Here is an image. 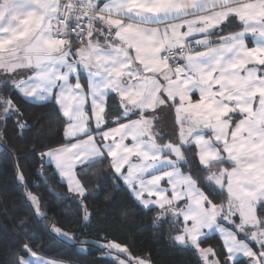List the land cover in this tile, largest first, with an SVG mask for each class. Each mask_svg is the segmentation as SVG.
Here are the masks:
<instances>
[{
  "label": "snow or ice",
  "instance_id": "obj_1",
  "mask_svg": "<svg viewBox=\"0 0 264 264\" xmlns=\"http://www.w3.org/2000/svg\"><path fill=\"white\" fill-rule=\"evenodd\" d=\"M0 84L4 126L31 127L13 92L55 110L62 142L39 155L85 222L84 177L100 163L197 264H264V0H0ZM17 178L27 186L19 166ZM47 231L108 264H151L104 230ZM214 231L222 246L202 247ZM42 247L24 242L10 264H64Z\"/></svg>",
  "mask_w": 264,
  "mask_h": 264
},
{
  "label": "trees",
  "instance_id": "obj_2",
  "mask_svg": "<svg viewBox=\"0 0 264 264\" xmlns=\"http://www.w3.org/2000/svg\"><path fill=\"white\" fill-rule=\"evenodd\" d=\"M235 30V29H231ZM7 88L0 84V94ZM24 114V120L31 125L23 134L15 128V117L1 126L0 147V264H10L11 255L24 242L42 245L39 254L62 259L66 264H108L98 260L99 252L94 246L85 245L86 253L77 252L79 243L72 245L68 240L50 238L47 231L52 224L64 231L80 235L88 232L95 238L98 230L110 234L118 242L128 246L133 255L150 257L151 264H197L195 249L182 246L170 239L169 225L163 228L153 226L155 212L138 207L122 182L109 179L106 165L97 163L87 169L84 183L88 197L84 201L92 213L90 222L83 220L82 209L72 200L62 199L55 193H66V183L59 175H53L54 166L39 153L62 142V125L56 122V112L51 104L41 106L38 102L25 100L18 93H11ZM6 142L8 151L2 145ZM11 153V154H9ZM17 166L24 172L27 186L17 178ZM43 169L44 177L38 175ZM31 192L41 197V211L47 213L38 218L27 197ZM27 221V231L32 236L20 239L22 232L18 221ZM241 238H243L241 236ZM202 247L222 246L217 233L201 238ZM243 262L246 260L240 257Z\"/></svg>",
  "mask_w": 264,
  "mask_h": 264
},
{
  "label": "rangeland",
  "instance_id": "obj_3",
  "mask_svg": "<svg viewBox=\"0 0 264 264\" xmlns=\"http://www.w3.org/2000/svg\"><path fill=\"white\" fill-rule=\"evenodd\" d=\"M173 120H174V115L172 113H164L162 115V120H161V126L164 128V130L166 132H168L169 134H171L172 132V125H173ZM2 121H0V147H1V126H2ZM71 234V233H70ZM203 238V237H202ZM42 255V254H41ZM46 258H49V259H56V258H51V257H47L45 256ZM56 260H61L64 262V264H66V262L62 259H56Z\"/></svg>",
  "mask_w": 264,
  "mask_h": 264
},
{
  "label": "crops",
  "instance_id": "obj_4",
  "mask_svg": "<svg viewBox=\"0 0 264 264\" xmlns=\"http://www.w3.org/2000/svg\"><path fill=\"white\" fill-rule=\"evenodd\" d=\"M251 46V45H250ZM167 113V112H166ZM46 158V160H47V157H45ZM54 166V165H53ZM212 233H217L219 236H220V234H219V232L218 231H214V232H212ZM221 237V236H220ZM221 239H222V237H221ZM242 257V256H241Z\"/></svg>",
  "mask_w": 264,
  "mask_h": 264
}]
</instances>
